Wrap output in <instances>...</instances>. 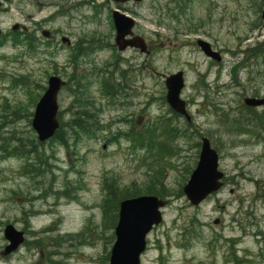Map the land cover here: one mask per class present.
I'll return each instance as SVG.
<instances>
[{
  "label": "rangeland",
  "instance_id": "rangeland-1",
  "mask_svg": "<svg viewBox=\"0 0 264 264\" xmlns=\"http://www.w3.org/2000/svg\"><path fill=\"white\" fill-rule=\"evenodd\" d=\"M2 1L0 142L29 141L54 157L28 176L26 158H0V264H109L113 218L105 219L103 206L112 186L125 196L155 189L170 201L141 264H264V109L244 104L264 98V53L238 54L264 42L261 1ZM115 9L136 20L150 56L117 49ZM16 24L28 29L20 39ZM198 40L221 52L222 62L207 59ZM178 72L191 123L166 102L165 78ZM52 75L66 83L58 117L68 148L41 146L32 129ZM77 112L84 128L73 125ZM249 123V134L241 133ZM202 137L218 151L225 179L194 207L183 188ZM28 162L36 163L34 154ZM65 190L68 197L53 194ZM8 224L26 241L4 257Z\"/></svg>",
  "mask_w": 264,
  "mask_h": 264
},
{
  "label": "water",
  "instance_id": "water-1",
  "mask_svg": "<svg viewBox=\"0 0 264 264\" xmlns=\"http://www.w3.org/2000/svg\"><path fill=\"white\" fill-rule=\"evenodd\" d=\"M112 1L116 4H124L127 2L141 3L143 0ZM2 4L0 0V9ZM112 18L116 29L115 43L119 50L135 48L145 53L147 46L144 39L134 36L135 20L118 10L112 12ZM262 19L264 21V10ZM17 29H19L18 25L13 27L14 31ZM43 35L47 37L49 34L44 32ZM198 46L208 58L217 62L222 60L220 53L214 51L208 42L199 40ZM63 84L64 82L59 77H50L47 90L36 105L32 127L40 141L50 139L59 127L56 118L57 96ZM165 85L167 89L166 101L172 111L190 121L187 104L181 99V93L185 87L183 72L167 77ZM244 102L250 107H264V99L247 98ZM219 160V155L212 148L210 141L203 138L199 161L183 188V193L192 206L198 207L222 188L224 173L219 169ZM167 204L168 201H163L155 196H139L120 202L118 222L115 228L116 239L111 249L109 264H141V256L147 248V236L155 226L162 223L161 209L165 208ZM4 237L9 243L3 253L6 256L16 252L25 240L24 233L16 230L13 225L5 227Z\"/></svg>",
  "mask_w": 264,
  "mask_h": 264
},
{
  "label": "trees",
  "instance_id": "trees-1",
  "mask_svg": "<svg viewBox=\"0 0 264 264\" xmlns=\"http://www.w3.org/2000/svg\"><path fill=\"white\" fill-rule=\"evenodd\" d=\"M182 14V13H181ZM14 38H19L20 34L18 33L17 35H14ZM20 39V38H19ZM6 40V38L4 37H0V48L4 45V41ZM248 50H242L241 52H239L238 54H246L247 52H250L253 56H258L260 54L264 53V42H255V44L253 45H249L248 46ZM94 50H100L101 49V44L99 46H95L93 47ZM82 112H77L76 114H74L75 119L77 120L76 122H73V125L75 127H80V128H84L83 125H81L82 122V117L85 115L81 114ZM164 119V118H163ZM167 120V119H166ZM247 125V124H246ZM252 128V125L249 123L246 127H244L242 129L241 133H247L249 134V129ZM50 142H59L62 146L64 147H69L68 145V141L65 138V130L63 128V126L61 125L60 129L56 132L55 136L50 140ZM41 144V143H40ZM160 144L162 145V142H160ZM44 144H41V146H43ZM37 146L31 144L29 141H25V140H18V145L14 146L13 148H9L6 146V144L4 143V141L0 142V158H9V157H23L26 158L27 162L24 166V174L26 176H28V173L31 170H37V165L41 166L44 165L46 166V162L48 158H53L54 155L51 156H46L45 153L43 151H40L38 149H36ZM35 155V159H36V163H32V162H28V160L30 159L31 155ZM67 191L65 190L63 192L58 191L55 192L54 194H58L59 196H64V197H68L67 195ZM105 191H107V196L105 198L104 201V206H103V210H104V214H105V219L108 220H112L113 218V224L112 227L110 228L111 230L114 229L116 221H117V214H118V207H119V202L122 199H126V198H131V197H136L137 195H128L125 196L124 194H119L118 189H114V187L112 186L111 188L107 189L105 188ZM146 194L149 195H155L159 198H161L160 196V192L159 191H155V189H151L148 190L147 192H145ZM163 199V198H162Z\"/></svg>",
  "mask_w": 264,
  "mask_h": 264
},
{
  "label": "flooded vegetation",
  "instance_id": "flooded-vegetation-1",
  "mask_svg": "<svg viewBox=\"0 0 264 264\" xmlns=\"http://www.w3.org/2000/svg\"><path fill=\"white\" fill-rule=\"evenodd\" d=\"M261 1V0H260ZM261 4H262V8L264 9V3L261 1ZM263 9H262V11H263ZM49 37L50 38H53V35L51 34V35H49ZM50 38H48V39H50Z\"/></svg>",
  "mask_w": 264,
  "mask_h": 264
}]
</instances>
